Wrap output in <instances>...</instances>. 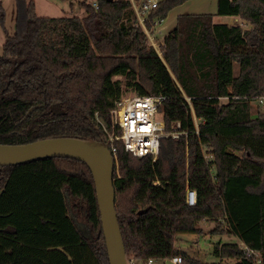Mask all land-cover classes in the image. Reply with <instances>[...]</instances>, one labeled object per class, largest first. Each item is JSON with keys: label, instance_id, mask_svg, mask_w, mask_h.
I'll return each instance as SVG.
<instances>
[{"label": "trees", "instance_id": "16d2710c", "mask_svg": "<svg viewBox=\"0 0 264 264\" xmlns=\"http://www.w3.org/2000/svg\"><path fill=\"white\" fill-rule=\"evenodd\" d=\"M16 1V29H5L0 54V143L107 142L119 134L112 110L125 90L163 96L165 130L180 122L187 138H161L155 159L117 144L113 185L126 258L142 264L180 255L181 264H202L174 244L179 234H202L198 223L208 220L209 233L238 239L217 243V257L254 264L239 242L264 249V112L251 113L264 95V0H217V15L239 16L249 29L214 22L210 13L180 14L160 54L135 15L140 0H96L98 8L82 0L81 17L39 16L33 0ZM185 1H159L146 28ZM187 187L196 191L193 206ZM0 264H109L84 162L0 166Z\"/></svg>", "mask_w": 264, "mask_h": 264}, {"label": "built area", "instance_id": "2783aa9c", "mask_svg": "<svg viewBox=\"0 0 264 264\" xmlns=\"http://www.w3.org/2000/svg\"><path fill=\"white\" fill-rule=\"evenodd\" d=\"M157 3L158 1H142L139 6L134 7L133 4V7L137 20L146 32L150 44L158 51L160 46L155 47L154 38L149 35L150 29H147L145 26L149 12L157 6ZM91 5L94 8H98L96 0ZM158 53L160 54V52ZM163 98L160 95L134 93L131 95L122 94L115 101L112 114L115 118V125L118 127L119 134L115 137L109 136L106 142V144L108 142L110 143V147L108 148L112 153L114 161L116 158L117 144H120L125 152L133 156L142 157L149 155L152 159H155L158 155L161 138L171 137L174 140L181 137L187 138L188 129L183 128L180 122L172 123L170 129L165 130L162 116L161 120L157 118L160 114L159 106ZM257 99L264 106V96H259ZM191 114L195 131L198 132L199 119L195 116L192 109ZM201 152L205 162L210 163L213 156L208 147L201 145ZM213 178L215 179V177ZM185 202L189 206L196 204V191L194 189L186 188ZM239 244L243 247L246 256L253 259L254 264H261L264 249L254 250L247 247L243 242H239ZM159 261H164L163 264H181L182 259L180 255L162 259L148 258L142 264H157ZM127 264H134V260L127 259Z\"/></svg>", "mask_w": 264, "mask_h": 264}, {"label": "water", "instance_id": "95a60500", "mask_svg": "<svg viewBox=\"0 0 264 264\" xmlns=\"http://www.w3.org/2000/svg\"><path fill=\"white\" fill-rule=\"evenodd\" d=\"M30 108L27 112H31ZM64 157L84 162L90 169L95 185L102 232L109 264H127L116 208L113 173L115 161L106 142L71 136H57L23 144L0 143V166L26 163L38 159ZM139 213L141 211H138ZM77 225H84L78 221ZM85 231V228L83 229Z\"/></svg>", "mask_w": 264, "mask_h": 264}, {"label": "rangeland", "instance_id": "374dc122", "mask_svg": "<svg viewBox=\"0 0 264 264\" xmlns=\"http://www.w3.org/2000/svg\"><path fill=\"white\" fill-rule=\"evenodd\" d=\"M82 0H33L35 12L39 16L48 17H61V16H83L84 8L80 4ZM88 3H92L95 0H86ZM142 1V0H140ZM157 1V0H155ZM161 1V0H160ZM199 0H187L181 4H178L169 9L166 15L163 17L165 23L170 22V16L176 15V12H182V10L189 5H198ZM209 2L205 8L209 7L210 0H204ZM159 2V1H158ZM140 3V2H138ZM136 3V4H138ZM203 4V3H202ZM0 7L3 13V18L0 20V54L2 53L3 43L5 41V29L8 33L12 34L16 29L17 19V1L16 0H0ZM182 14V13H181ZM184 14V13H183ZM196 14V13H191ZM180 15V14H179ZM159 52V49H158ZM234 72L237 73L238 65L235 63ZM134 92L130 89L125 90L123 95H131ZM264 96V95H263ZM225 101V99H222ZM264 112V106L258 102L256 98L251 102V113L255 116L258 113ZM161 120V115L157 116ZM112 123L115 125V118L112 115ZM111 135V134H110ZM82 222V220H80ZM83 223V222H82ZM198 225L203 229V233H182L177 241L175 247L184 250L191 259L202 264H234V258L217 257L213 253L214 246L217 243L224 242H238V239L232 234H215L209 233V229L213 227V222L208 220H201ZM164 261H159L157 264H163Z\"/></svg>", "mask_w": 264, "mask_h": 264}, {"label": "crops", "instance_id": "0c3cea01", "mask_svg": "<svg viewBox=\"0 0 264 264\" xmlns=\"http://www.w3.org/2000/svg\"><path fill=\"white\" fill-rule=\"evenodd\" d=\"M142 1H155V0H142ZM140 1V3L142 2ZM160 1V0H157ZM187 1V0H186ZM185 1V2H186ZM134 3L135 6H139V4ZM203 3V4H202ZM198 5H189L186 6L182 12H176V15H171L170 16V22L165 23L164 19H158L154 20V23L152 24L150 28V34L151 37L154 38V43L155 47H158L161 45L163 37L176 25L177 17L179 14H191V13H210L213 15V21L217 23H227L229 25H240L244 29H249L251 25L246 22L245 20L241 19L239 16H230V15H217V0H210V5L209 7L205 8L209 4V2L204 1V0H199ZM181 234L178 235V238L180 237ZM221 244V243H220ZM177 248V247H176ZM181 250V249H180ZM184 251V250H183Z\"/></svg>", "mask_w": 264, "mask_h": 264}]
</instances>
